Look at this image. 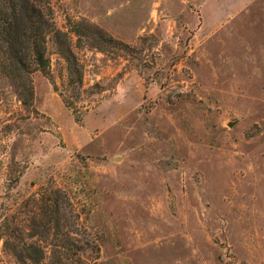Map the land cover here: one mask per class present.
<instances>
[{
    "label": "rangeland",
    "instance_id": "rangeland-1",
    "mask_svg": "<svg viewBox=\"0 0 264 264\" xmlns=\"http://www.w3.org/2000/svg\"><path fill=\"white\" fill-rule=\"evenodd\" d=\"M48 1L50 77H0V264L9 226L46 264H264V0Z\"/></svg>",
    "mask_w": 264,
    "mask_h": 264
},
{
    "label": "trees",
    "instance_id": "trees-1",
    "mask_svg": "<svg viewBox=\"0 0 264 264\" xmlns=\"http://www.w3.org/2000/svg\"><path fill=\"white\" fill-rule=\"evenodd\" d=\"M51 33L54 34L56 31L48 0H0V77L13 83L24 106H30L33 96L30 74L38 70L45 77H50L46 39ZM111 40L109 37L106 42ZM67 52L63 57L68 64L69 82L73 83L76 70L74 65L77 64V60L69 48ZM77 82H82L81 78H78ZM45 201L46 216L50 217L52 213L59 211L57 201L51 203V198ZM50 203L54 208L49 205ZM59 222L32 221V227L36 230L41 229L42 234L55 231L63 235L62 231L60 232ZM18 230L20 231V228L17 226H9L7 233L8 238L16 239L18 249L10 247L9 239L4 241V249L14 248L12 254L19 264H46L43 249L36 243L26 244L22 239L20 241L15 234ZM55 257L56 260L51 264H82L80 257L72 259L68 254Z\"/></svg>",
    "mask_w": 264,
    "mask_h": 264
},
{
    "label": "water",
    "instance_id": "water-1",
    "mask_svg": "<svg viewBox=\"0 0 264 264\" xmlns=\"http://www.w3.org/2000/svg\"><path fill=\"white\" fill-rule=\"evenodd\" d=\"M230 126H232V123H230Z\"/></svg>",
    "mask_w": 264,
    "mask_h": 264
}]
</instances>
